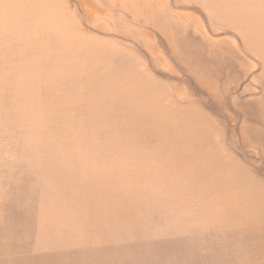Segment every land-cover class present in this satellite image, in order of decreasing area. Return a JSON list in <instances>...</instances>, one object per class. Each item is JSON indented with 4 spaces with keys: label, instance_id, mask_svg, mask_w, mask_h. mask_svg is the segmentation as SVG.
<instances>
[{
    "label": "rangeland",
    "instance_id": "374dc122",
    "mask_svg": "<svg viewBox=\"0 0 264 264\" xmlns=\"http://www.w3.org/2000/svg\"><path fill=\"white\" fill-rule=\"evenodd\" d=\"M76 4L0 0V264H264V0Z\"/></svg>",
    "mask_w": 264,
    "mask_h": 264
},
{
    "label": "crops",
    "instance_id": "0c3cea01",
    "mask_svg": "<svg viewBox=\"0 0 264 264\" xmlns=\"http://www.w3.org/2000/svg\"><path fill=\"white\" fill-rule=\"evenodd\" d=\"M76 2L77 7L81 9L86 16H93L95 11L99 15H106L108 11L118 13L119 10L125 9L126 5V0H76Z\"/></svg>",
    "mask_w": 264,
    "mask_h": 264
}]
</instances>
